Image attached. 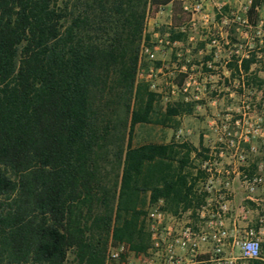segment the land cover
<instances>
[{"label":"trees","instance_id":"1","mask_svg":"<svg viewBox=\"0 0 264 264\" xmlns=\"http://www.w3.org/2000/svg\"><path fill=\"white\" fill-rule=\"evenodd\" d=\"M263 5L251 0L252 25ZM167 6L170 39H183L182 0H0V264H107L120 244L148 254V195L173 215L206 203L205 173L187 170L201 155L193 144L133 145L138 124L176 130L192 111L175 102L160 113L136 81L146 19ZM256 62L228 67L240 76ZM250 82L264 85L257 73Z\"/></svg>","mask_w":264,"mask_h":264},{"label":"rangeland","instance_id":"2","mask_svg":"<svg viewBox=\"0 0 264 264\" xmlns=\"http://www.w3.org/2000/svg\"><path fill=\"white\" fill-rule=\"evenodd\" d=\"M189 4L194 0H186ZM206 5V12L212 18L217 17V7L221 6L223 13L234 12L240 19L237 22L231 23L224 27V36H227L229 46H224V52L221 57L214 63L217 66L215 70H207L203 65L209 61H213L212 50L206 45L207 41H202L203 38H207V34L214 33L213 24L209 23V29L205 28L202 22L197 23L196 28H190L187 23L185 28L180 30L184 34L183 39H178L180 43H177L172 50L168 49L163 43L161 49L157 53L158 61H148L144 55L142 61V67L148 69L150 66L157 67V62L164 60L165 64H169V68L163 70L155 80L156 88H149L152 92L157 94L156 106L160 113H164L167 106L174 104L175 102H184L192 104L191 113H184L180 117L176 118L178 122L177 129L174 130L171 127L162 126L160 124H138L136 126L133 145L138 146L144 143H168L173 137L178 143L191 141L196 144L195 146L200 152V156L193 152L191 154V166L187 168L192 176H198L204 162L210 158L211 152H215L221 142H226V138H230L228 135L237 134L240 140L239 156L243 159H238L236 162L239 170L246 168L250 164H256L257 172H264V136L262 130L255 134L254 138H251L250 142H245L244 138L248 130H253L257 126L263 129L264 126V85L258 87L255 83L250 82V85L246 83V78L251 74L257 73V76L264 80V5L259 8V22L258 24L248 26L243 24L244 18L250 17L248 9L250 7V0H202ZM247 15V16H246ZM197 16L196 18H198ZM200 18V17H199ZM198 18V19H199ZM218 18V17H217ZM250 24H252L250 22ZM171 8L170 6L163 7L156 15L151 16L147 20L146 30L150 34V40L145 44L149 49H153L155 42L158 39L170 38L171 32ZM189 37H194L193 40ZM224 41V40H223ZM236 49L239 51V58L245 51H249V58L254 54L257 62L251 65V68L247 74L243 72L241 75H237L234 68L231 69L224 64V60H227L230 50ZM180 54V56H178ZM248 58V59H249ZM232 62L236 61L233 59ZM173 63L179 65V67L185 65L190 72H193L199 79L203 81L205 88L202 89L200 94L201 99L195 100L189 98L186 102L182 93L177 96L171 97L169 101L163 99L166 96V92L169 90L168 84L172 81L179 83V78L182 74L175 72L173 69ZM189 68H193L192 70ZM230 72V74L227 73ZM208 77L205 79L204 76ZM234 74V75H232ZM246 75V78H244ZM143 82V81H142ZM146 83V82H145ZM161 92V93H160ZM239 121L236 124V121ZM258 123V124H257ZM260 134V135H259ZM222 139V141H221ZM191 143V144H193ZM193 144V145H194ZM253 144L256 147L255 151L250 149V145ZM205 157V158H204ZM229 163V158L225 160ZM227 166V164L225 165ZM229 166V165H228ZM260 166V168H259ZM231 165L229 166V168ZM261 170V171H259ZM200 176V175H199ZM205 174L199 178L203 179ZM232 181L230 189L235 190L238 193L236 201L239 208H243L246 201L242 200L244 196V189L241 182L232 175ZM224 179V178H223ZM200 184V183H199ZM218 185V184H217ZM232 197H233V191ZM149 198V195L147 196ZM148 198H146L145 209L148 212L152 207L149 205ZM255 204V203H254ZM158 205H162V201ZM256 208L254 216H264V202L251 206L248 204L249 209ZM193 215H187L194 219L198 224L196 210H193ZM173 215L170 212H167ZM181 217L178 215H173ZM264 224V223H263ZM264 243V241H263ZM262 243V244H263ZM108 247L107 255L110 251ZM264 255V247H263ZM129 260L133 264H152L154 263V256L148 251V254H136L134 252H128ZM66 264H76L73 261V255H70L69 261Z\"/></svg>","mask_w":264,"mask_h":264},{"label":"built area","instance_id":"3","mask_svg":"<svg viewBox=\"0 0 264 264\" xmlns=\"http://www.w3.org/2000/svg\"><path fill=\"white\" fill-rule=\"evenodd\" d=\"M182 2L185 11L190 15L188 22L190 28L194 29L197 23L202 22L205 28L209 29V23L213 24L214 33L207 34L208 40L206 38L202 40L207 41L206 45L212 50L213 61H209L203 66L208 71L217 69L214 63L224 52L223 45L229 46L227 36H224V27L237 22L240 18L234 12L223 13L222 7L219 5L216 6L218 18L216 16L211 18L206 12V5L202 0H194L190 4L186 0H182ZM197 16L200 18H196ZM148 18L150 16L147 17L146 24ZM242 23L248 24L249 27L252 25L248 17L244 18ZM184 28L185 26L181 29ZM189 39L193 40L194 37H189ZM163 43L172 50L180 41L160 38L155 42L153 49H149L145 46L146 43H143L136 77L137 83L143 81L150 83L152 88H156L155 80L163 70L169 68V64H165L162 60L156 68L150 66L148 69H144L142 61L144 55L148 61H158L157 53ZM229 54L227 60H224V64L229 65L234 59L239 68L242 61L249 58V51H245L240 58L239 51L236 49L230 50ZM172 67L175 72L185 77L182 84L174 81L168 84L169 90L163 99L169 101L171 97L180 93L186 102L190 97L195 100L201 99L200 94L205 86L199 76L190 72L185 65L179 67L173 63ZM227 73L230 74L229 71ZM204 77L206 79L208 75ZM262 117L264 118V116ZM238 123L237 120L236 124ZM260 130L263 131L261 136H264V126L263 129L257 126L246 132L244 141L250 142L251 138H254ZM228 135L231 137L226 138V142H221L222 144L215 148L217 150L214 153L211 152L210 158L201 167L205 176L200 180L197 190L198 193L205 192L207 199L205 204L196 209V215L200 221L196 226L190 220L181 222L180 217L168 214L161 209L160 205L154 206L148 211L146 222L151 236L149 252L154 256L152 264H253L255 261L264 263L261 232L249 226L241 230L236 223L231 229L226 225V220L232 217L230 206L232 175H235V178L241 182L247 200L257 205L264 202V172L249 175L239 170L236 162L238 159H243L241 155L239 156L240 140L237 134L229 132ZM250 149L255 151V145L251 144ZM228 158L233 161L226 163L227 166H225V160ZM228 165L231 167L229 168ZM192 211L188 215H193ZM259 223L263 224L264 221L260 220ZM127 256L128 248L125 244H120L115 248L111 247L107 255V264H133Z\"/></svg>","mask_w":264,"mask_h":264},{"label":"crops","instance_id":"4","mask_svg":"<svg viewBox=\"0 0 264 264\" xmlns=\"http://www.w3.org/2000/svg\"><path fill=\"white\" fill-rule=\"evenodd\" d=\"M251 2V0L249 1ZM191 143H193L191 141ZM194 144V143H193ZM194 146H197L196 144H194ZM234 193L233 197L230 198V206H231V209H232V217L231 219H228L226 220V225L231 229L234 227V224L236 223L238 225V227L242 230L244 227L246 226H249V227H254L256 228L257 231H260L261 232V238L263 239L264 241V224H260L259 221L262 220L264 221V216L261 215V216H254V212H256V208L254 207V209H249L248 208V204H251V206H255V204L249 200H247L246 196H245V192H244V196L242 197V200L243 201H246L245 204L247 206L244 205L243 208H239L238 206V202L236 201L237 199V196H238V193L235 192V190H232ZM191 210H194L193 208H189V209H186V210H182L180 209V214L182 215L180 218H181V222H184V221H191V223L193 225L196 226V222L194 221L193 218H189L187 217L188 213L191 211ZM198 222L199 219L197 218ZM263 247H264V243L262 244Z\"/></svg>","mask_w":264,"mask_h":264}]
</instances>
